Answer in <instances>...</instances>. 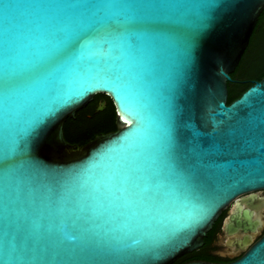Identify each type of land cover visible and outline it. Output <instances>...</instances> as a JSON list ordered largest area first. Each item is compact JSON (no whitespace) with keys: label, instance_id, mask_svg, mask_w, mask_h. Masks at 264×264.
Listing matches in <instances>:
<instances>
[{"label":"water","instance_id":"water-1","mask_svg":"<svg viewBox=\"0 0 264 264\" xmlns=\"http://www.w3.org/2000/svg\"><path fill=\"white\" fill-rule=\"evenodd\" d=\"M263 9L0 0V264H170L229 206L226 233L261 231L264 76L229 103L227 82ZM97 94L116 130L76 147L64 122ZM239 246L181 264H264V232Z\"/></svg>","mask_w":264,"mask_h":264},{"label":"trees","instance_id":"trees-1","mask_svg":"<svg viewBox=\"0 0 264 264\" xmlns=\"http://www.w3.org/2000/svg\"><path fill=\"white\" fill-rule=\"evenodd\" d=\"M264 76V38L260 39L245 55L241 68L231 73L227 82V103L240 96V94ZM116 113L114 105L107 95L97 94L87 105L75 112L74 117H68L63 125L66 141L82 147L98 135L116 130ZM187 252L170 264H181L193 258Z\"/></svg>","mask_w":264,"mask_h":264},{"label":"flooded vegetation","instance_id":"flooded-vegetation-1","mask_svg":"<svg viewBox=\"0 0 264 264\" xmlns=\"http://www.w3.org/2000/svg\"><path fill=\"white\" fill-rule=\"evenodd\" d=\"M264 38V9L258 16L257 22L250 36L249 43L243 52L239 63L235 70L232 72L235 74L243 63L245 55H247L254 45ZM252 206L248 207L252 212V219H259L263 225L261 231L252 233L228 234L226 233L223 223L225 217L228 215L230 206L223 210L217 220L214 222L212 228L207 232L204 237L203 244L190 252L193 258L190 259H202L210 262L226 263L235 260L244 253V249L239 246L242 240L246 237L255 241L264 232V189L253 192ZM189 259V260H190Z\"/></svg>","mask_w":264,"mask_h":264},{"label":"snow or ice","instance_id":"snow-or-ice-1","mask_svg":"<svg viewBox=\"0 0 264 264\" xmlns=\"http://www.w3.org/2000/svg\"><path fill=\"white\" fill-rule=\"evenodd\" d=\"M204 27H206V26H205V25H201V28H204ZM67 39H68L69 41H71V40L73 39V37H72L71 35H69ZM55 111H56V108H55V107L48 109V110L44 113L43 120H42L40 123L42 124L43 121H44L45 119H47L48 116L52 115ZM36 127H37V129L39 128V126H36ZM25 148H26V149L28 148V143L25 145ZM4 163H7V161H5Z\"/></svg>","mask_w":264,"mask_h":264}]
</instances>
